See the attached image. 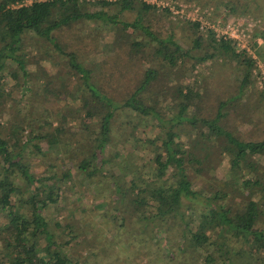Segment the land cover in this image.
Masks as SVG:
<instances>
[{
	"label": "trees",
	"instance_id": "1",
	"mask_svg": "<svg viewBox=\"0 0 264 264\" xmlns=\"http://www.w3.org/2000/svg\"><path fill=\"white\" fill-rule=\"evenodd\" d=\"M25 1L0 0V76L7 62L14 63L28 75L24 54H17L28 33L43 45L50 43L56 55L64 59L61 80H57V74L46 76L45 84L57 81L62 96L69 102H76V107H68L64 112L54 111L58 113L57 124L52 126L49 120H45V124L53 130L57 143L75 141L74 150L70 152L76 162L75 171L88 181L100 176V184L113 189L115 201L123 204V208L135 194L131 211L124 216L119 213L122 221L127 217L134 218L136 223L150 226L156 233L154 237L181 236L183 252L181 256L172 251L164 252L167 264H214L217 258L219 264H234L231 256H240L242 252L234 248L232 240L245 243L264 258V226L260 225H264V200L254 198L259 193L264 199V173L258 171L264 161V139L243 140L222 124L225 105L239 100L244 87L252 81L253 70L257 69L260 75L258 60L246 50H237L234 40L215 38L211 29L206 42L203 41L198 34L199 23L181 19L180 22L187 23L195 36L192 49L206 46L202 54L192 56L190 49L177 40L174 27L164 29L162 26L164 30H161L157 23L147 20L149 15L153 16L149 18L156 15L159 19L166 18L168 8L157 12L155 4H147L144 0H32L29 4ZM229 7L236 11L237 6L231 2ZM125 13H134V20L128 22ZM85 21L100 22L104 26L119 25L120 32L111 28L114 33L111 46L119 59L125 57L132 64L139 61L140 66L143 62H156L168 71L158 73L153 63L148 67L146 64L142 69L133 70L136 76L133 82L124 78L133 66L124 64L118 70L120 76L116 75V80L129 82L121 87L116 83L115 90L110 93L104 87L108 81L101 76L99 79L94 77L93 68L85 64L83 52L73 47L71 41L57 42L55 37L60 29L71 30L77 23ZM258 35L264 37V31L254 33L255 37ZM79 40L80 37L75 41L78 43ZM261 51L262 48L257 50L258 56L262 55ZM222 55L236 61L241 68L236 95L219 101L210 118L189 114L188 106L194 103L192 90L182 80L178 81L174 69L184 65L188 58L193 59L191 66L194 67ZM163 78L167 83L162 81ZM67 79L72 83L70 86L64 83ZM257 94L258 102L264 101V88ZM168 97L171 102L164 106ZM170 110L174 113H169ZM69 119H77L78 124L69 127ZM20 123L13 124L8 134L0 133V264H80L63 252L62 242H57L44 215L45 209L58 202L62 184L72 177V173L69 168L60 175L33 173L22 161V152L33 140L36 141L34 147L39 149L37 142L45 140L46 136L33 134V130L24 134ZM188 126L203 138L221 141L219 153L228 156L229 186L215 183L217 188L202 189L208 192L196 189L192 180L204 173L202 164L203 161L207 163L209 153L198 139L188 146L179 139ZM65 127L70 129L66 134ZM140 127L145 128L143 137L137 136ZM130 138L132 141H128ZM112 143L116 145L111 150L115 152L113 156L117 151L126 153V144H134L150 151L152 161L140 166L133 152L131 158H123L117 166H110L114 173L109 174L105 166L111 159L105 155ZM14 147L18 150L14 151ZM83 150L87 155L81 156ZM203 150L206 153L201 158L197 151ZM189 166L193 168L192 176L188 173ZM245 167L250 169V176L242 178L240 174ZM147 169L149 177L144 180ZM17 174L29 185L25 198L22 197L23 189L13 179ZM242 187L248 192L240 203L235 199L231 201V197L226 199L228 192L240 197ZM65 228L68 229L66 234L72 236L70 239L79 236L72 223L68 222ZM153 262L158 263L155 259Z\"/></svg>",
	"mask_w": 264,
	"mask_h": 264
},
{
	"label": "rangeland",
	"instance_id": "2",
	"mask_svg": "<svg viewBox=\"0 0 264 264\" xmlns=\"http://www.w3.org/2000/svg\"><path fill=\"white\" fill-rule=\"evenodd\" d=\"M31 1L26 0L25 3L29 4ZM148 1H150V5L155 4L157 12H162L164 8H168L169 13L164 19H159L158 15L155 18H149L153 17L149 15L147 20L157 23L160 29L162 26H164V29L174 27L177 40L183 47L190 49L192 56L202 54L206 46L203 44L200 49H192L195 36L192 30L188 28L187 23H199L198 34L203 37L205 42V39L209 36V29L201 30L198 19L179 17L178 14L171 12L169 7L173 8L174 11L179 10L183 5L188 6V10L195 8L194 11L189 10L188 12L193 11L195 13L199 10L201 14H198L209 20V23L211 22L217 26L219 32L229 22H236L243 29L240 33H245L244 41L240 44L247 45V35H249L250 53H247L258 60L257 63L262 64L264 62V37L261 35L254 36L255 32L264 31V0H229V2L227 0ZM230 2L237 6L236 11L231 10L229 7ZM125 18L128 22H132L135 14L125 13ZM181 19L187 23H181ZM111 28L121 31L119 25L117 27L104 26L100 22L85 21L77 23L71 30L66 27L60 29L55 33V37L57 42L71 41L73 47L83 52L82 56L86 59L85 64L93 68L95 78L99 79V76H101L108 81V85H104V87H107L110 93L115 90L116 83L121 87L129 82L123 79L119 82L116 80V75L117 77L120 76L118 70L124 64H127L130 68L131 65L133 66L132 70L126 71L124 76L126 80L131 79L133 82L136 80L133 70L135 68L142 69V67H146V64L148 67L153 63L158 73L168 71V68L156 62H143V66H140L139 61L132 64L125 57L119 59L116 51L111 46L114 36ZM211 30L213 31L212 28ZM213 33L217 38L214 31ZM78 37L81 40L77 43L75 40ZM259 48H262L261 56L257 54ZM236 49L242 50L241 45L236 44ZM17 54H24L23 56L27 60L26 70L28 75H25L14 63L7 62L5 64L0 76V88L3 90V95L0 96V133L2 135L8 134L13 124L21 122L20 126L24 134H28L27 132L33 130V134L43 133L46 136L45 140L37 142L39 149L34 147L33 144L36 141L33 140L27 144L22 152V161L36 175L47 176L52 173L60 175L63 170L70 169L72 177L65 184H62V193L60 192L58 202L50 205L44 211L46 219L50 222V231L55 234L58 243L62 242L63 252L80 264H167L169 262L164 258V252L172 251L174 255L181 256L183 252L180 249L181 236L172 233L174 236L167 237V239L154 237L153 234L156 233L152 232L150 226L147 228L143 223H136L134 218L129 219L127 217V220L122 221L119 213L124 216V214L127 215L131 211L135 194L129 198L123 208V204L121 205L115 201L117 197H115L113 189L110 186L105 187L104 183L103 185L100 184L102 182L100 176H95L90 181L81 177V174L75 171L76 162L70 154L74 150L75 141L71 140L68 144L57 143L53 130L45 124V120H49L52 126L57 124L56 114L58 113H54V111L64 112L68 107H76V102H69L68 99L62 96L57 81H53L50 85L45 84L46 76L57 74L59 75L57 80H61L62 75L60 72L64 71V59L56 55L57 52L53 50L50 43L43 45L41 41H37L32 33H28L23 37L22 49ZM40 57H43V59H40ZM192 62L193 59L188 58L184 65L175 68L174 72L178 77V81L182 80L192 90L194 105L189 104L187 112L210 118L215 114L219 101L236 95L237 85L241 80V68L236 61L229 59L226 55L197 63L194 67L191 66ZM66 76L70 80L67 72ZM263 78L264 75H259L257 69L253 70L252 81L244 87L239 100L229 102L222 110L225 113V117L222 118L225 129L232 131L243 140L256 141L264 139V101L258 102L257 100V92L264 88ZM163 79L162 81L167 83V80ZM67 80L64 83L70 86L72 84L70 81H73V79ZM169 98L164 101V106H169L171 102ZM169 113L173 114L174 110H170ZM77 124V119H69L67 122V125L71 128H74ZM64 129L65 134L70 130L68 127ZM143 132H145V128L140 127L137 136L143 137ZM198 134L188 126L185 127L184 132H181L179 138L187 146L194 139H198L202 143L201 146H204L206 152L209 153L207 163L203 161L202 164L205 168L204 173L194 177L192 183L195 184L197 190L204 192L208 191L202 189L215 188L216 184L229 186L231 178L228 171V156L219 153L221 141L209 140ZM128 141H132V139L130 138ZM114 146L116 145L112 143L109 153L105 155L106 158L111 159V163L105 166L109 174L113 172L109 169L110 166L113 164L117 166L123 158H131L130 153L133 152L136 154L135 157L140 166L143 163L147 164L146 162L152 161L153 155L150 151H144L140 146L134 144L130 146L126 144L124 146L126 153L125 151H117L118 153L115 155L117 158H115L113 156L115 152L111 151ZM119 148L120 146L117 147V149ZM17 150L18 148L14 151ZM205 150L202 152L197 151L198 156L202 158L203 154L206 153ZM84 155H87L85 150L81 153V156ZM192 170L193 168L189 166L188 173L190 176L193 174ZM242 171L240 174L242 178L250 176L248 167H245ZM258 171L261 174L264 173V161L259 165ZM144 172L143 179L146 180L150 172L148 169ZM13 179L23 189L22 197L25 198L29 193V185L18 174ZM238 184H240V181ZM224 191L227 192L226 189ZM242 191L240 197L231 196L233 193L228 192L226 199L231 197V201L235 199L237 203H240L248 192L243 187ZM254 198L261 202L264 200L259 196V193L258 196L254 195ZM235 210L236 208H234ZM68 222L72 223L75 232L79 233V236L75 239H70L72 236L66 234L68 229L65 228V225ZM260 225L264 226L263 224ZM67 240H69V243L65 244ZM232 241L234 248H238L242 252L240 256H231L234 264H262L264 258L261 254L258 255L257 252L252 251L243 242ZM186 251L188 252V250ZM154 259L156 262H158V259L161 261L160 263H154ZM178 264L182 263L179 262ZM214 264H219L218 258Z\"/></svg>",
	"mask_w": 264,
	"mask_h": 264
},
{
	"label": "built area",
	"instance_id": "3",
	"mask_svg": "<svg viewBox=\"0 0 264 264\" xmlns=\"http://www.w3.org/2000/svg\"><path fill=\"white\" fill-rule=\"evenodd\" d=\"M147 4L150 3V1L148 0H144ZM154 3V2H153ZM162 4V3H161ZM163 5V4H162ZM164 7V6H162ZM171 12L178 14L179 17H185V18H189V19H198L200 21V28L201 30H207V29H213V31L215 32V35L217 37V39L223 38V39H232L236 42V44L239 46L241 45L242 49H245L248 53H250V49H249V35H247L248 39H247V45L246 44H240L244 41L245 38V33H240V31H243V29L236 24V22H229L228 24H226L225 28L219 32V29L217 28V26H215L214 24H212L211 22L209 23V20L205 19L199 12V10L195 13H193V11L195 10V8H191L189 10H193L188 12V6H181V8L179 10H173V8L169 7ZM199 13V14H198ZM196 15L197 17L195 18ZM205 21V22H204ZM227 23V22H226ZM258 68L260 70V74L264 75V62L262 64H259V62L257 63Z\"/></svg>",
	"mask_w": 264,
	"mask_h": 264
}]
</instances>
